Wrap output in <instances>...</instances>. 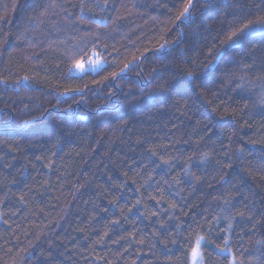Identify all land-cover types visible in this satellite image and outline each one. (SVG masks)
Returning <instances> with one entry per match:
<instances>
[{
    "label": "trees",
    "instance_id": "16d2710c",
    "mask_svg": "<svg viewBox=\"0 0 264 264\" xmlns=\"http://www.w3.org/2000/svg\"><path fill=\"white\" fill-rule=\"evenodd\" d=\"M83 3L82 14L81 0H0V264H191L197 235L209 242L202 264H229L225 238L237 264H260L264 229L226 232L224 217L264 210V143L250 142L264 141V33L218 62L209 49L264 0H192L183 24L176 0ZM88 32L106 63L73 76L69 55ZM185 70L200 77L191 87ZM147 149L171 169L154 171Z\"/></svg>",
    "mask_w": 264,
    "mask_h": 264
},
{
    "label": "snow or ice",
    "instance_id": "6c2138e0",
    "mask_svg": "<svg viewBox=\"0 0 264 264\" xmlns=\"http://www.w3.org/2000/svg\"><path fill=\"white\" fill-rule=\"evenodd\" d=\"M177 4L179 7H177ZM109 0H95L94 7L99 8L101 11H105L108 8ZM86 5L83 3V0H81L80 4V10L83 14L85 11ZM172 7L176 10L175 11V20L172 21L174 24L178 21L179 24H183L186 21L191 19L192 12V0H176V3L172 5ZM259 7V5H257ZM88 11L91 12L92 9L88 8ZM3 17H0L2 19ZM78 20H80L82 23H97V21L92 16H84L81 15L80 17H77ZM179 24H177V29L179 31ZM258 33H264V10H262V14L257 15L255 19H243V20H237L234 21L231 30L225 34L224 39L220 40V47L223 50H215V45H213L212 49H209V55L212 57V60L219 61L221 57H223L231 48L237 46L238 42L242 41L243 39H246L250 36L256 35ZM90 39L86 40L80 45L74 46L75 51H72L69 55V59L71 60L72 64L71 67L68 68V71L73 76L77 75L78 73L81 75L88 74V70L90 69L91 72H98L99 69L102 68V66L106 63V61L102 60L100 57V53L97 49L98 43L102 41V37L99 33H93L88 32L86 33ZM179 38V37H178ZM6 42V37L4 40L0 41V43ZM170 44L168 40H164L163 43L159 44V47L156 49L157 52L164 53L167 51V46ZM227 45V47H224ZM104 47H107V45H104ZM135 59V57H134ZM193 65H195V61H191ZM216 64L212 63L211 61L205 65L206 69H212L215 68ZM129 68V64H125L123 68L119 70V72H112L111 78L115 79L116 77L120 76L125 72L126 69ZM196 71H199V68L195 69ZM185 74L187 76L188 81L190 82V87L195 84V81L199 79L200 77L195 75L194 71L185 70ZM109 77H105V79H108ZM25 80H28L29 77L25 76ZM0 83H7L6 80H0ZM240 87V85H238ZM76 91H82L80 89H77ZM247 107V105H245ZM261 116L264 117V99L261 101ZM25 123H29L28 121H25ZM251 143H264V141H256L252 140ZM149 153V159L150 162L153 165V170L155 169H161L163 170L164 166H167L168 169H171L172 162L169 159H166L163 155H158L157 152L154 149H147L146 150ZM241 152L243 149L240 150ZM208 153H203L199 157V162L203 163L204 160L208 158ZM153 157H156V159H153ZM39 159V157L37 158ZM188 164H196V162L193 160V157H188L187 162ZM198 166V165H197ZM168 173L165 172V176ZM126 175V174H125ZM185 178H190L189 182H191V179L199 180L200 177L195 174V172L185 171ZM149 180L152 179L151 176L148 177ZM163 179V177L161 178ZM172 182L179 184L181 182V179L178 177H172ZM164 183H169L168 180H164ZM138 190V189H137ZM152 200H156L157 203H160V200L163 199L162 195L160 199H157L155 196L150 197ZM110 203L115 206L116 201H110ZM141 203L140 200L136 201V204L132 205L131 208H128L127 211L131 212L133 208H135L137 205ZM226 204L230 203L229 201H225ZM170 207H175V205H170ZM232 209H236L234 212L232 210H229V214L224 217L228 221L227 227L225 229L226 232H232L234 230L233 222L240 226L241 228L247 227V232L252 233L253 235L256 233L257 229H264V210L260 211L259 215L257 216L255 213L251 211L248 204H244L243 207L237 209L236 205H232ZM107 211V209H105ZM121 214L124 212V208H120ZM141 215L146 216L147 212L141 213ZM152 216L156 215V212H151ZM126 219V217H125ZM217 220L221 219L220 217L216 218ZM119 221L115 220L113 221V224H118ZM161 227H163V222H161ZM106 234V233H105ZM172 243H175V241H171ZM140 243H143L141 240ZM167 242H165L166 244ZM209 243L206 241L205 237L202 235H197L194 242V247L191 250V257H192V264H200V248L202 244ZM228 239L225 238L224 240V247H221L219 250L222 253H228V256H230L229 264H237V257L231 253V249L228 247ZM255 244L264 246V239H258L255 240ZM219 247V246H218ZM261 255H264V253H261ZM227 258V257H226ZM240 264H244L243 261H240ZM260 264H264V261H260Z\"/></svg>",
    "mask_w": 264,
    "mask_h": 264
},
{
    "label": "rangeland",
    "instance_id": "374dc122",
    "mask_svg": "<svg viewBox=\"0 0 264 264\" xmlns=\"http://www.w3.org/2000/svg\"><path fill=\"white\" fill-rule=\"evenodd\" d=\"M88 72H91V70L89 69ZM93 73H95V72H93ZM75 76H80V74L78 73ZM200 253H201V251H200ZM190 263L192 264V257L190 258ZM200 264H202V258H200Z\"/></svg>",
    "mask_w": 264,
    "mask_h": 264
}]
</instances>
